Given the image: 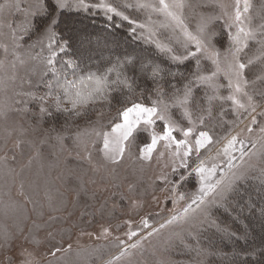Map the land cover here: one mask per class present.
Listing matches in <instances>:
<instances>
[{
  "label": "rangeland",
  "instance_id": "rangeland-1",
  "mask_svg": "<svg viewBox=\"0 0 264 264\" xmlns=\"http://www.w3.org/2000/svg\"><path fill=\"white\" fill-rule=\"evenodd\" d=\"M90 2L95 3L98 0H90ZM108 2L130 18L140 11L141 15L142 12L147 11L144 12L147 15L146 20L140 21L138 16L135 19L137 24L145 26L139 28V31L145 33L143 36L145 41H152L155 46L159 43L173 50L172 53L166 51L163 53H168L169 56L172 54L183 56L188 51H195V45L191 42H187V49L184 47L186 39L181 28L177 27L164 12L153 11L152 8H137L135 6L137 0H108ZM165 2L172 5L174 0H165ZM4 3L20 6L19 10L13 8L10 13L8 11L4 13L7 23L16 25L23 21L24 13L30 6L35 7L37 0H0V4ZM144 3L160 8L159 0H144ZM125 4L132 7H124ZM183 4L182 9L172 10L180 15L184 27L194 35L197 33L202 16L221 17L212 22L209 31L215 34L212 43L221 54V71L217 79L220 84L226 85L229 70L225 54L231 43L228 33L236 32L233 21L237 0H183ZM221 4L224 6L223 9L219 6ZM248 4L249 11L244 13V0H240L239 3L244 24L246 27L259 30L261 25H264V0H248ZM73 11L74 13L69 11L61 17L59 30L62 31L65 27L71 28V41H76L78 48L75 51L79 58L88 57L91 58V64L100 61V65H104L138 51L139 46L134 40L119 39L114 33L115 27L102 24L98 20L99 17L92 12L85 15ZM96 12L103 14L102 11ZM224 12L227 15H224ZM14 16L18 17V23L14 21ZM154 18L159 20L158 27L163 25L164 28L175 30L179 40L174 41L172 37V40L165 38L166 33H160L156 29L157 22ZM225 22L233 24V27L229 29ZM25 38L20 41L22 47L15 48V52L26 62L32 59L37 65L43 64L39 58H32L40 53L39 46L30 51L28 49V45L36 39L35 34ZM257 38H260L259 31ZM174 42L179 46L182 42L184 48L180 50L177 45H173ZM0 45L8 46L10 53L8 61L14 60L15 57L11 55L14 44L7 26L0 28ZM46 52L47 49L45 54ZM107 53L111 54L109 61L106 60ZM199 55L201 74H210L215 70L214 65L204 58L203 54ZM260 55V45L256 41H249L248 47L240 53L243 62L253 60V63L245 69L246 79L250 82L264 73V64L257 59ZM2 59L4 52L0 48V60ZM228 59L230 60L231 57L229 56ZM187 60L192 61L191 67H195V72L196 60L191 57ZM18 67L19 64L15 70L17 76L15 84L10 83L6 92H0V106L8 104L12 108L8 112L7 119L0 118V264H8L9 259L13 264H20L23 258L21 252L24 249L33 254L35 264H108L109 261H113V264H232V260L229 259L233 250L255 253L254 257H249V264H264V259L259 258L261 250L264 249V235L251 241L247 237H251L252 228L250 232L242 229V224H245L244 217L238 218L235 212H225L223 209H220L219 214L224 218L217 219V223L242 238L222 245L206 244L207 247L200 241L199 246L215 252L217 258L214 256L212 259L208 255L198 256L195 251L188 250L180 242L182 237L185 243L195 247L196 241L192 237L197 236L203 226L209 227L207 224H201L203 216L199 211L192 212L187 222L185 220L174 222L147 239L140 240V237L160 228V225L173 214L181 213L191 203L193 197L185 198L190 195L184 190L190 187L193 178L198 177L195 173L188 176V172L201 162L205 168L211 169L213 165L217 166L220 159L226 158L228 163L231 160L235 166L229 169L228 163L218 165L209 183L220 179L222 174H225L224 180L227 181L234 172H244L248 177L253 175V172L264 173V132L260 131L261 126L264 125V118L258 117L259 122L252 125L249 119L243 116L238 118L232 112L230 102L219 100L212 101L211 116H209L208 97L213 95V92L205 86H199L194 89L193 103L189 107L193 112V120L201 114L204 116V123H196L193 136L188 138L193 145V153L187 158L189 168L179 167L180 160L174 155L175 146L167 148L164 141L157 144L150 160L142 159L141 149L150 142L139 126L133 132V136L123 142V158L119 159L118 163H113L105 157L103 137L98 136L97 133L108 132L111 134L110 141H117L119 134L112 133L111 130L116 123H123L121 115L109 118L108 113H105L103 116L108 118L97 116L92 122L87 120L70 122L69 127L64 122L67 113H54L52 117L37 126L33 121L35 118L31 119L28 114L15 111V108L19 107L15 103L18 99L15 91L19 90L17 83L21 80L20 75L18 77ZM8 74H11V69ZM3 75L5 73L0 72V76ZM191 77L180 80L186 83L194 80ZM146 80H149V77H146ZM263 82L256 80L254 86L250 85L249 91L264 90ZM219 94L227 96L228 89L220 88ZM182 97L183 91L179 95V98ZM255 98L257 103L261 102L259 95ZM168 105L166 115L170 116L172 121L180 128L192 127L183 116V109L178 104L172 102ZM222 111L223 116H221ZM115 119L117 122L111 123ZM248 127H252L253 131L249 132ZM148 129L151 135L153 132L161 134L162 130L156 125ZM200 130L209 133L212 143L201 148L197 154L194 138ZM57 133L65 137L62 144L56 140ZM237 134L239 139L244 141L243 158L239 144L229 155L223 152L227 143L226 138ZM173 135L177 139L184 138L179 129ZM224 139H226L224 142L219 143ZM110 147H118V145L110 144ZM174 164L177 166L175 173L172 171ZM180 173H184L188 178L173 193L172 187L179 181ZM162 176H167L173 183L163 182ZM21 181L24 185L23 194L20 188ZM243 181H238L237 186L244 183ZM262 191L257 193V195L261 193L258 196L260 201L254 202V205H258L257 215L252 210L253 207L249 208V204L244 209L246 215L252 211L251 216L258 217L259 209L264 207ZM180 194L184 195L183 200L178 199ZM174 197L178 200L175 205L172 203ZM134 203L139 207L133 208ZM195 207L193 205V208ZM212 215H214L213 211ZM259 218L262 216L259 215ZM143 219L148 220L149 228H142ZM248 219L247 222L252 227L251 222H254V217L248 215ZM127 221H131V227L137 230L140 236L128 239ZM256 225L264 227V224ZM105 228L109 230L107 236L102 235ZM5 233L10 237L7 242L3 239ZM137 241H140L138 247H128ZM57 248L61 251L52 255ZM125 248L127 251L121 256ZM178 250H181V253ZM117 256H120L119 260L115 259ZM255 259L257 261H254Z\"/></svg>",
  "mask_w": 264,
  "mask_h": 264
},
{
  "label": "snow or ice",
  "instance_id": "snow-or-ice-1",
  "mask_svg": "<svg viewBox=\"0 0 264 264\" xmlns=\"http://www.w3.org/2000/svg\"><path fill=\"white\" fill-rule=\"evenodd\" d=\"M240 0H237V7L235 10V16L233 24L236 26V32L232 33L229 31L228 37L230 40V46L225 54V60L228 62V74L226 76L227 84L222 85L218 82L217 77L221 71V60L220 52L212 43L214 33L209 31L210 25L214 20H218L221 17L218 16H202L201 23L198 25L197 33L194 35L189 32L183 25V20L177 12L172 9H182L184 7L183 0H174L172 5H169L165 0H159L160 8L157 9L153 5L141 2L137 0L135 5L137 8L147 9L152 8L153 11H162L167 17L175 22L177 27H180L186 43L184 47L187 49L188 43L191 42L195 45V51H188L185 55H171V60L174 62L183 63L185 60L194 58L196 60V71L193 73L194 80H189L183 85V97L175 98V103L178 104L183 109V116L188 120L192 127L180 128L174 121L171 120L170 116L166 115L169 105L164 103L162 97L163 92L160 87H157V92L160 98L153 103V106L146 107L141 103H132L130 107H126L121 113L123 123H116L112 128V133H118L119 138L117 141H110V133L108 132H98V136L103 137L105 157L110 159L113 163H118L119 159L123 158L124 146L123 142L127 141L129 137L133 136V132L136 128L143 123L147 127H154L155 120L159 119L163 121L161 134L155 132L151 135V143L147 144L146 147L141 149V158L145 160H150L152 153L156 150L157 144L160 141L165 142V147H174V155L180 160V168H189L187 158L193 153V145L189 141V137L193 136L196 123L203 124L204 116L200 115L196 120H193V112L189 105L193 103L194 89L199 86H205L212 90L213 95L208 97L209 108L207 109L208 115L211 116V105L213 100H219L222 102H230L231 110L239 118L243 116L250 120L252 125H256L258 117L264 118V90L249 91L250 85L254 86L256 80L264 81V73L259 75L256 80L249 81L246 79L245 69L253 63L252 59H249L246 63L240 58V53L248 47L249 41H256L260 45V57H257L264 64V25H261L259 30L253 29L251 27H246L244 24V19H242V13L239 8ZM223 9V5H219ZM18 4L4 3L0 4V28L7 26L10 30V36L13 41L14 47L12 49L11 55L15 57L14 60L8 61L9 48L7 45H0L3 49L4 59L0 60V72L5 73V75L0 76V92H6L9 84H15L17 79L16 68L19 64L23 67L26 60L22 58L15 52V48L22 47L20 41L25 39V37H30L35 34L36 39L33 43L28 45L29 51L33 48L39 46L40 53L37 56L32 57L33 59L39 58L44 65V71L40 75V79L33 82L32 79H21V84L19 90L15 91V96L18 99L15 103L19 107L15 108L16 112L23 114H30L35 118L36 125L42 124L47 118H50L54 113H70L72 115L79 116L81 110L90 102L103 101L110 99L111 93L116 91L127 90L129 93L135 91L133 85L135 83L133 78H130L117 69H123L129 64H134V58L128 57L123 62L117 61L111 67H108L102 74L95 72H89L87 76H80L77 80L69 81L67 79V70L71 69L75 72L78 65L72 59H61L60 67H57V58L61 53L67 54L68 49L71 47V38H65L63 34L59 31L61 24V17L69 11L77 12H92L95 14L96 11H102L105 18L114 22L115 17H119L122 21H127L130 25H135L131 31L136 32V28H144L142 24H137L135 20L131 19L129 16L125 15L124 12L120 11L108 0H98V2H90V0H37L35 7H29L24 13V19L19 24L13 25L7 23L4 19V13L8 11L9 13L13 8L19 10ZM124 7H132V5L125 4ZM249 11L248 0H244L243 12L247 13ZM227 15L226 12L223 13ZM226 26L231 29L233 24H227ZM119 26L118 24L116 25ZM71 31V28H69ZM260 33V38H257V32ZM19 33V35H17ZM157 47L162 51L172 53L173 50L170 47H166L157 43ZM45 49L47 52L45 54ZM203 54L204 58L211 61L214 65L215 70L211 71L208 75L201 74L200 70V55ZM229 56L231 59L229 60ZM142 67H148L144 65ZM9 69H11V74H8ZM162 69L159 67L152 68V78L155 82V78L159 76ZM51 73L53 80L44 82L43 87L47 91L41 93V81L43 77ZM113 73L115 75L113 76ZM173 78L177 75L176 73H171ZM60 77H63L61 81ZM162 78V77H161ZM27 84V88L24 84ZM55 84V88L53 87ZM172 88H176V84L170 82ZM226 87L228 89V95L223 96L219 94V89ZM179 91V89H177ZM256 95H259L261 102L257 103ZM163 104V108L160 105ZM71 105V107H69ZM34 106V107H33ZM12 110L11 105L5 104L0 106V118L7 119L8 112ZM223 116V111L221 112ZM155 118V119H154ZM243 122V121H241ZM181 132L183 139H177L173 133L175 131ZM249 132L253 131L252 127H248ZM23 130L21 129V132ZM261 132H264V125L260 128ZM65 137L61 133H57L56 140L58 143H63ZM227 139V143L223 148V152L229 155L232 150L235 149L237 144L240 145L241 158L245 155L244 141L239 139V134L232 135ZM19 143V142H18ZM195 152L199 154L200 149L205 147L207 144L212 143V137L207 131L200 130L198 135L194 138ZM110 144H117L118 147H110ZM161 156L163 153L160 154ZM235 167L231 160L228 163V168L232 169ZM217 166L213 165L211 169L204 167L203 162L195 168H192L188 172V176L195 173L200 182V188L197 195H195L191 203L183 209L181 213L173 214L170 219L165 223L160 225V228L154 229L147 232L145 236L140 237V240L147 239L148 237L158 232L160 229L167 227L174 222L180 220H187L190 218L192 212H197L203 216L201 224H207L209 227H215L216 231L222 233L224 237L228 240H239L242 237L237 235L235 232L228 231L227 228L222 227L215 219H212V208L216 207L223 209L225 212H230L229 200L235 196H243V192L237 187L238 181L246 180V175L244 172L232 173L231 177L225 181L224 175L222 174L220 179H217L214 183H209L208 181L212 176L215 175ZM172 171L177 172V166L174 164ZM11 174V172L9 173ZM188 176L184 173L179 174V181L176 182L172 187V192L175 193L177 188L180 187L181 183L187 180ZM264 177V173H262ZM162 181L165 183H173L168 179L167 176L161 177ZM23 182L21 181V194H23ZM211 197L210 199H208ZM179 200L184 199V195H179ZM178 200L174 197L172 199L173 205H175ZM193 205L196 207L193 208ZM139 207L138 204H133V208ZM253 205L249 202V208ZM259 213L264 217V207L259 209ZM129 224V230L126 233L128 239L131 240L133 237L140 236V233L131 227V221H127ZM142 228L147 229L150 227L148 220L143 219L141 221ZM102 235H109V230L107 228L103 229ZM178 236L180 234H177ZM3 239L7 242L10 237L7 233L3 235ZM117 239H119L117 237ZM192 239L196 241L195 247L185 243L181 237V243L184 244L185 248L190 251H195L197 255H213L207 249L201 248L199 236H193ZM122 243V242H121ZM140 241L128 245V247L136 248L139 246ZM61 251L57 248L52 253L55 255L56 252ZM127 249L121 252V256L125 254ZM261 254L264 255V249L261 250ZM21 256L23 257L20 264H35L33 254L27 249L22 250ZM254 257L255 253L250 252H237L233 250L232 253V264H249V257ZM116 260L120 259V256L115 257ZM8 264H13V261L9 259ZM108 264H113V261H109Z\"/></svg>",
  "mask_w": 264,
  "mask_h": 264
},
{
  "label": "trees",
  "instance_id": "trees-1",
  "mask_svg": "<svg viewBox=\"0 0 264 264\" xmlns=\"http://www.w3.org/2000/svg\"><path fill=\"white\" fill-rule=\"evenodd\" d=\"M141 2H144V0H141ZM135 11L136 10H134V12ZM70 12L74 13V11H70ZM90 12H82L81 11V13L85 14V15L89 14ZM140 12L134 14L132 16V18H134V20H135L138 16L140 18V21L146 20L145 17L147 15H145L144 12H147V11L142 12V15ZM82 14H78V15L84 16ZM93 15L98 16L99 17L98 20L101 21L102 24H105L106 26H110V27L111 26L115 27L114 33L117 34L119 39L129 38V39L134 40L135 43L138 44V46H139L138 51L135 54L133 53L132 55L128 56V57L134 58V64H129L123 69H117L118 71H122L123 73H126V75L128 77L134 79L135 83H134L133 87H134L135 91L129 93L125 89L123 91L112 92L110 99H108V100L95 101V102L88 103L81 110V114L79 116L67 113L66 114L67 116L64 119L66 126L70 127V122H77L80 120H87L88 122H92L94 119H96L97 116H98V118H100V116H101V118H103L104 117L103 114H105V113H108L109 118H111L112 116H114V118H115L116 115L120 116V113L126 107H130L132 105V103H134V102L135 103H141L146 107H151V106H153V103L160 98V96L158 95V92H157L158 86L160 87V89L162 90V92L164 94L162 97L164 103L169 104V103L175 102V98L179 97L180 93L183 91V84L184 83L181 82V80L185 77H190V76H192L191 78H194L192 73L194 72L195 67L194 66L191 67L192 61L185 60L183 63L172 61L171 56H169L168 53L161 52L157 48V46H155L152 43V41H147V40L145 41L144 40L143 36L145 35V33L139 31V27H137L136 32L133 33L131 31V29L135 25L129 26L127 24L128 22L120 20L119 17L118 18L115 17L114 22H110L105 18L104 14H102L100 12H95V14H93ZM154 19L157 22L156 29L159 30L160 33H166V35H164L165 38L170 40L172 37V39L174 41H176L177 39L179 40L178 34H176L175 30L164 28L163 25H161V27H158L159 26L158 25L159 20H158V18H154ZM14 21L17 23L19 22L17 16H14ZM135 21L137 22V20H135ZM117 24L119 25L118 27L116 26ZM60 32L63 34V36L65 38H69V37L71 38L72 30L69 31V29H67L65 27ZM174 43L175 44H173V45L178 44L177 42H174ZM182 45H183V43L181 42V45L180 46L177 45V47L180 50H182L184 48ZM77 48L78 47L76 45V41L75 42L71 41V47L68 49L67 54L65 55L64 53H61L60 56H58V58H57V67H60V60L61 59H72L78 65V67L75 69V72H73L71 69L67 70V79L69 81L77 80L80 76H87L89 72H95L98 74H102L108 67H111L113 64H115L118 61V60L110 61V62L105 63L104 65H100V61L96 62L97 64H91L90 63L91 58H88V57L79 58V56H77V53L75 51ZM175 49H177V48H175ZM106 55H107L106 60L109 61L111 59V54L107 53ZM128 57H124L122 59L120 58L121 60H119V61L123 62ZM144 65H147L148 67H142ZM156 67H159L160 69H162V71L160 72L159 76H157L155 78V82H154L153 78H152L151 69L156 68ZM43 71H44V65L43 64L37 65L32 59H29L23 67H21L19 65L18 77L20 75L19 78H21V79L22 78L23 79L30 78L33 80V82H35L36 80L40 79V75ZM171 73L177 74L175 76V78H173ZM114 75H115V73H113V76ZM180 76H182V77H180ZM146 77H149V80H146ZM60 79L62 81L63 77H60ZM51 80H53L51 73H49L48 75L43 77V80L41 81V87H40L41 93L47 91V89L43 87L44 82L51 81ZM148 81L150 83H148ZM170 82L172 84H176L177 87L172 88L170 86ZM20 84H21V80H19V82L17 83V85H18L17 87H20ZM24 87L27 88L26 83L24 84ZM53 87L55 88V84H53ZM263 87H264V82H263ZM177 89H179V91H177ZM69 107H71V105H69ZM160 107L163 108V104H161ZM197 109H198V107H197ZM201 109H202V107L199 108L200 111H201ZM28 115L31 119L34 118L30 114H28ZM104 118H108V117L105 116ZM33 121H35V120H33ZM115 122H117L116 119L114 121H111V123H114V124H115ZM163 123H164L163 121L158 119L157 122L155 123V125L159 128H162ZM139 128H142V133L145 134L146 139L151 143V136H150L151 132L148 129V127L145 126L143 123H141L139 125ZM225 140L226 139L221 140V141H219V143H222ZM193 162H195V161H193ZM227 163H228V161L226 160V158H222L218 161L217 166L222 165V164H227ZM252 174L253 175L250 174L251 176L249 175L250 177L246 176V180L243 181L244 183L237 186L243 192V196L242 197L241 196H235V197L230 198L229 207H230V211H231L230 213L235 212L236 215H238V218L244 217L245 224L244 223L242 224V229L245 232H246V230H248L250 232V230L252 228L251 237L248 236L247 238L250 239L251 241H254L255 238L258 239L260 236L264 235L263 234L264 233V227L263 226L259 227L256 225L257 223L264 224V217L259 218L260 213L258 214V217L251 216V215H253V214H251L252 211L247 213V215H246L244 209L247 206V204H249V202H250L251 204H253L252 210L254 212H256V215H257V211H258L257 206L258 205H256V204L254 205V202L260 201L258 196L261 193L258 195H257V193L264 190V177H262V174H259L258 171H257V173L253 172ZM199 183L200 182H199L198 178H193L191 180L190 187H187L184 190V192H186L190 196H186L185 198L191 199L192 197H194L195 195L198 194L199 188H200ZM252 193L254 194L255 198H254V196H252L253 195ZM262 195H264V191H262ZM212 211H213V214L215 215V216L212 215V217L215 218V220H217L221 217V215L219 214V211H220L219 208L213 207ZM248 215L251 218L254 217V220H253L254 222H251L252 227H250V224L247 222L248 220H250V219H248ZM221 218H224V217L222 216ZM198 236H199V240L203 244H205L206 247H207L206 244L222 245L226 242H231L234 240V239L228 240L226 237L223 236L222 233L217 232L215 228H213V227L206 228V226H203L202 229L199 230ZM247 238H245V240H247ZM246 242H249V241H246ZM178 251H179V253H181V250H178ZM212 253H214V254L208 255V257H210L212 259L214 258V256L216 258L218 257L215 252H212ZM259 258L264 259V255L260 254ZM223 260H225V259H223ZM229 260H232V255L230 256ZM249 261H250V259H249ZM254 261H257V260L255 259Z\"/></svg>",
  "mask_w": 264,
  "mask_h": 264
}]
</instances>
